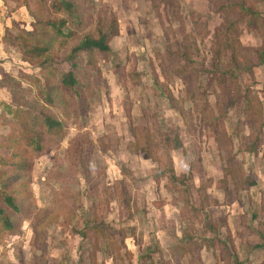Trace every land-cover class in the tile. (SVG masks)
<instances>
[{"label":"rangeland","instance_id":"rangeland-1","mask_svg":"<svg viewBox=\"0 0 264 264\" xmlns=\"http://www.w3.org/2000/svg\"><path fill=\"white\" fill-rule=\"evenodd\" d=\"M72 1L88 20L47 28L51 0H0V264H264V0ZM111 19L34 151L24 102Z\"/></svg>","mask_w":264,"mask_h":264},{"label":"trees","instance_id":"trees-1","mask_svg":"<svg viewBox=\"0 0 264 264\" xmlns=\"http://www.w3.org/2000/svg\"><path fill=\"white\" fill-rule=\"evenodd\" d=\"M50 6L55 12H59L61 15L54 18L47 17L45 19V27L47 28L55 27V23L67 25L76 16L80 17V23L82 25L86 21L85 19L88 20L89 18V16L81 14L74 9L75 4L72 0H51ZM98 21L96 22V27L93 32L83 31L82 26V31L80 30L81 33L75 35L74 30L69 29L66 37L76 39V41L70 45L64 56V60H67L70 63L69 70L61 74L59 82H51V80L48 79L45 84L40 87L39 94L44 100V103H40L38 101L40 106L36 107L38 104L33 105L27 101L24 102L26 107L21 109V112L27 117V121H29L26 122L27 124L22 123L23 132H26L27 134V145L31 146L34 151H39L43 148V138L37 130V124L43 125L48 134L53 132L55 129L58 130L59 128H62V121L60 119L54 117L50 112L43 110V108L46 107L45 105H54L56 101L63 99L65 95L64 93L66 92H73L80 98L83 96L82 89L85 88V84L82 83L79 77V71L83 68L81 65L82 59L80 58V55L82 53H86L88 56H94L97 54L107 55L111 53L108 39L118 28L117 21L116 19H111L108 23L106 21L103 23ZM56 30L58 33H61L59 29ZM26 33H28V36L33 34L28 31ZM17 38L21 39L20 37ZM26 38L23 40L24 44H21L19 47L23 52V58L25 61L32 62L29 54L38 58H44L45 60L47 58H51L49 53H45L47 47H38L37 45L31 43V38H27L28 40ZM87 63L91 64V59H89ZM10 111L12 112V110ZM17 155V153L11 154L12 157H16ZM2 199L12 207V210H17V207L13 204L12 197L6 195L5 198ZM2 212L3 209L0 207L1 227L2 229L3 227L8 229L10 225L8 222H4V216H1Z\"/></svg>","mask_w":264,"mask_h":264}]
</instances>
